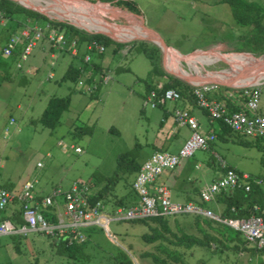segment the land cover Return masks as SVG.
I'll list each match as a JSON object with an SVG mask.
<instances>
[{
    "label": "rangeland",
    "instance_id": "rangeland-1",
    "mask_svg": "<svg viewBox=\"0 0 264 264\" xmlns=\"http://www.w3.org/2000/svg\"><path fill=\"white\" fill-rule=\"evenodd\" d=\"M23 1L29 7L41 4L49 8L47 3L50 5L55 3L53 0ZM88 1L96 4L97 0ZM124 1L130 2L138 15L129 12L123 5H116V1L103 5H110L112 8L122 10L133 19V22L126 21L125 18L115 14L102 13L78 19L79 23L84 24L87 28L73 23L91 30L92 34H94L93 30L105 33L107 27V29L110 28L128 37L141 34L142 20L147 29L154 31L166 45L181 54H187L193 49H213L203 52L227 55L240 54L236 51L240 46L235 38L238 39V36L245 34L247 28L235 24L229 6L221 0ZM82 4L90 5L88 2ZM38 10H43L53 21L66 22L73 26L71 21L60 16L56 11ZM1 22L3 23L5 20L2 19ZM36 25L43 28L47 26L44 22H39ZM80 30L87 32L84 29ZM141 41L153 44L146 40L115 42L129 45L132 42ZM4 44L5 39L0 40V49ZM24 46L23 42L18 46L19 54ZM156 47L159 49L160 69L164 73L178 78L175 76L173 65L168 56L158 46ZM129 49V46H125L119 52L121 55L114 58L111 57L109 50L104 54L101 61L103 71L99 74L107 73L111 80L99 87L93 99L87 94L78 92V88L72 82L62 80L68 65L76 64L77 60H73L69 53L62 50L55 48L53 50L50 43L44 39L37 41L25 61L19 60V54L17 57L10 58L6 56L4 58L0 54V65L5 64L7 69L3 76L0 74L1 187L19 191L26 181L35 180L37 182L36 194L45 197L57 189L61 192L67 191L75 182L84 183L92 193L111 180V183L115 182L114 193L116 196L119 197L125 193L123 184L126 183L125 179L123 180L121 166L126 159L136 156L135 153L138 156L137 161L143 163L147 159L146 156L155 151V138L160 134L164 125L160 120L166 109L169 110L172 106V102L171 104L167 102L165 106L159 107L158 105L155 108H151L149 104L145 105L149 94H146L145 82L152 75L151 62L138 49H132L126 54ZM52 52L54 56L51 57ZM193 55L199 57L196 58V67L190 66L184 60H180L177 64L179 72L187 77L192 76V70L195 72L193 74L195 78L198 76L201 78L218 77L220 73L225 74L230 71L240 77L249 74L248 70L233 68L232 62L234 61L231 57L200 52ZM238 56L244 59L239 57L236 59L252 61L248 59L252 57L251 55ZM262 57L264 55L256 57V59ZM18 62L21 64V69L16 67ZM49 74H52V77ZM155 81L157 78L154 77L153 83ZM182 81L190 85V81L185 79ZM232 83L237 86L239 81L233 79ZM257 85L261 94L259 104L264 107V81ZM257 85L255 86L257 87ZM241 88L240 86L231 88L220 85L216 90L220 97L221 95L225 97L230 95L240 99L241 102L239 96ZM52 96L69 97L70 103L68 109L61 115L60 123L55 129H43L36 121L48 99ZM198 110L194 115L197 116L200 123H205V116ZM10 119L14 120L11 125L9 124ZM75 126L80 128L81 132L78 135L69 134L72 132V127ZM184 131L182 129L178 136L180 137ZM71 145L72 148L69 147ZM77 148L79 151L76 152ZM216 151L219 157L236 169L237 173L263 180L262 187L264 188V167L260 163L262 152L259 149L241 145L236 141L228 144L219 141ZM208 157V152L199 150L192 158L186 160L190 162L205 160L204 163H206L210 158ZM38 163L40 166H37ZM215 166H217L215 172L207 173V180L202 182L207 183L204 185L210 184L211 177L215 175L220 177L223 173L217 163ZM133 176L127 177L126 180L132 181ZM55 200L57 207H52L54 211L52 214L57 218L58 215L64 213L65 205L61 198ZM107 200V210L109 211L113 199L108 196ZM210 206L215 212L221 209L219 206V209L213 205ZM190 218L191 216L170 217L171 230L176 231L173 221L183 222ZM147 224L154 225L151 221H148ZM22 225L23 222L16 224V227L20 228ZM185 232L195 236L200 235L189 227ZM83 233L85 241H87L82 247L81 253L71 259L59 255L57 247L53 245L55 239L43 233L29 232L1 236L0 264H116L114 256L119 258L124 256L130 259L132 264H148L150 260L139 258L138 254L146 251L154 252V248L145 244L141 238L142 234L148 233V227L143 222H110L108 233L98 227L86 229ZM243 241V237L239 234L238 240L228 245L232 247L236 244L240 248L243 245L244 248H247ZM180 250L184 251L187 264H264V252L240 249L238 252H234L226 250L216 243L209 247L194 246L190 249Z\"/></svg>",
    "mask_w": 264,
    "mask_h": 264
},
{
    "label": "built area",
    "instance_id": "built-area-1",
    "mask_svg": "<svg viewBox=\"0 0 264 264\" xmlns=\"http://www.w3.org/2000/svg\"><path fill=\"white\" fill-rule=\"evenodd\" d=\"M3 19L0 13V21ZM46 39L51 48L64 50L66 39L59 27L47 26H25L18 35L12 36L3 48L4 56H11L17 45L24 42L25 47L20 53V60L25 61L30 55L36 42ZM70 54L77 55V48L74 41L69 45ZM87 51L95 50L99 53L104 51L103 46L91 42L87 45ZM88 55L83 57L85 63L89 62ZM87 82L79 79L77 86L92 93L103 84L111 80L107 73L92 76L88 73ZM193 87V100L195 106L202 110L210 122L220 121L231 131L239 133L251 139H264V115L258 113L260 102L259 87H242L239 96L242 99L241 110H230L224 101L208 98V94L215 91L219 85L216 83L201 82L189 83ZM231 98V96H228ZM181 100L180 93L174 89H166L160 95L154 91L149 92L145 105L151 108L166 102L178 103ZM174 122L178 127H186L190 130V137L176 154L165 151H154L149 158L141 165L132 182V189L137 195V203L128 207H118L112 212L101 202L93 205L87 200L88 188L82 182L73 183L70 188L61 192L57 189L51 195L41 198L36 195L37 182L26 181L19 192H13L0 187V210L14 201H18L22 207L23 225L20 228L14 226L9 220L0 222V237L26 234L29 232L43 233L55 240L61 237L72 242L82 243L85 241L84 230L100 228L108 233L110 222H136L157 217L193 216L211 220L238 232L249 246L257 250L264 249V214L256 215L259 207L253 206L252 215L246 218H226L219 212L213 211L207 206L194 202H176L170 199L167 189L156 184L157 179L166 171H173L183 160L190 159L196 151H207L216 140L214 132L202 133L199 131V123L186 109L175 108L172 113ZM14 120L10 119L9 124ZM72 148V146H70ZM79 151V149H75ZM214 154V152H213ZM223 175L212 183L205 185L198 192L199 201L203 204L215 203L217 195L221 191H231L242 188L249 191L250 182L260 184L259 180L253 179L244 174H238L228 169L226 162L217 154L214 156ZM37 166H40L38 163ZM61 197L65 205L62 215H58L55 222L50 221L41 210L57 207L53 200ZM52 213V211H50ZM55 217V216H54Z\"/></svg>",
    "mask_w": 264,
    "mask_h": 264
},
{
    "label": "trees",
    "instance_id": "trees-1",
    "mask_svg": "<svg viewBox=\"0 0 264 264\" xmlns=\"http://www.w3.org/2000/svg\"><path fill=\"white\" fill-rule=\"evenodd\" d=\"M98 1L103 3H112L116 1V5H123L129 12L138 15V12L134 9L130 2L124 0ZM221 2L229 6L235 24L239 27L247 28L245 34L238 36V39L235 38L240 46L239 49H236V51L241 52V54H231H247L251 55L255 59L256 57L264 55V0H221ZM0 13L5 20V27L2 29V31L7 34L6 36L13 35L14 33L18 32L21 27L27 25L33 26L39 24V22H44L49 26H53L54 28L59 27V29L63 32V35L67 42L66 48L62 50L63 52L70 54L68 45L72 41L75 42L77 55L72 56L71 58L73 60L76 59L77 63H70L68 65L63 74L62 80H68L76 85L77 81L85 77L86 73L90 70L92 72V76L99 74L103 71L101 61L104 54H106L108 50L110 51L111 57L114 58L118 55H121L119 54V52L125 46H129L130 49L126 54H128L132 49H138L143 52L151 62L152 75L151 78H149V80L145 82L146 94L154 91L157 95H160L166 89H174L180 93L181 100L187 98L188 100L192 101L193 99V87L178 78L164 73L160 69V64L158 62L159 49L153 44L143 41L132 42L129 45L117 43L105 35L87 33L66 22H58L48 19L46 16L36 11L26 9L12 0H0ZM91 42L103 46L104 51L101 53L95 50L86 51L87 45ZM17 54H19L18 50L14 51L11 57H17ZM85 54H88L90 58L89 62L87 63L83 61V57L85 56ZM154 77L157 78V81H155V83H153ZM161 78L165 80L162 81ZM99 87L96 91L89 94L91 95V98H95ZM217 92L218 91L215 90L209 93L208 98H211V96H213V98L216 100H220L222 98L226 99L225 104L230 110H241L240 107L231 103L229 97H225L222 95L220 97ZM69 103V97H50L36 122H38L40 127H42L43 129H55L60 123L61 115L68 109ZM162 105L163 104H159V107ZM216 123L218 124V129L216 133H214L216 139H221L225 136L232 135L235 137L234 141H236L237 143L241 145L243 144L247 147H256L262 152L260 163L264 167V139L247 138L243 135H240L239 133L231 131L220 121H217ZM79 129L80 128H78L77 126L72 127V132H70L69 134L78 135V133L81 132ZM135 154L136 156L134 155L133 157L131 156L130 158L126 159L123 166H121V173L124 175L123 180L125 179L124 182L126 183L123 184L125 193L119 197L116 196V194L114 193L115 182L113 181L111 183L110 180L108 181V184L105 183V186L92 191V193L90 192L91 190L89 188L87 192V200L90 205H93L96 202H101V204H104L107 207L108 196H111V199H113V203L110 206L111 209H109L110 212L118 207H128L137 203L138 198L136 193L132 189V182L142 163H139L137 161L138 156L137 153ZM141 159L143 160L144 158ZM121 162L123 163L122 159ZM228 169L232 168L228 166ZM222 172L224 173V170H222ZM132 175H134L132 181L126 180L127 177H130ZM190 192H192L193 197L187 198L186 202L192 201L194 203L202 204L203 206H207L210 208L211 203L203 204L199 201L198 188L191 186ZM53 204L57 205L56 200H53ZM218 206L221 207V209H219ZM253 206L259 207L258 212L255 213L256 215L264 214V188L259 184H254L252 181L250 182L249 191H244V189L242 188H236L231 191H221L215 199V207H218L219 209L217 210V212L219 211L221 216L226 218L249 217L254 213L252 212ZM50 211H53V208H51V206L50 208H48V210H41V212L46 217H50V221L55 222L56 218ZM21 214L22 207L20 203L18 201H14L7 205L4 209L0 210V222L3 220H9L14 226H16V224H22L23 220ZM169 218L170 217H157L139 221L143 222L148 227V233H144L141 236L143 242L147 245H151L154 248V252H141L138 256L139 258L149 259L150 262L148 264H187L185 261L184 251L180 249H190L194 246L209 247L213 243L218 244V246H222L226 250L228 249L234 252H238L239 249L242 251L247 250L250 252H264V249L257 250L256 248L246 244L245 241L243 242L246 244L247 248H244L243 245L240 248L236 244H234L232 247H229L228 244L238 240L239 233L211 220L191 216L189 220L183 222L173 221L176 231H172L169 225ZM148 221H151L154 225H148ZM188 227L195 230L200 235L195 236L194 234L185 232ZM86 241L82 243L72 242L71 244H68V240L61 237L60 240L53 241V245L57 247L56 250L59 255L66 256L67 258L71 259L76 258V256L81 253V249L82 247H84ZM123 257L124 256H121L119 258L118 256H114L115 263L132 264L130 259Z\"/></svg>",
    "mask_w": 264,
    "mask_h": 264
},
{
    "label": "crops",
    "instance_id": "crops-1",
    "mask_svg": "<svg viewBox=\"0 0 264 264\" xmlns=\"http://www.w3.org/2000/svg\"><path fill=\"white\" fill-rule=\"evenodd\" d=\"M4 27H5V22H3V23L1 22L0 23V40H4L5 39V44L0 49V54H2V56H4L2 51H3V48L5 47L6 43L8 42V40L12 36L18 35L20 33L21 29L23 28V27H21V29H19L18 32L14 33L11 36L10 35L6 36L7 34H5L2 31V29ZM41 28H43V27H41ZM42 39H44V38H42ZM42 39H40V40H42ZM44 40H46V39H44ZM36 44H37V42H36ZM19 45H17V48L14 51L18 50V48H19L18 46ZM24 47L22 48V50L24 49ZM212 50L213 49H202V50L193 49L190 52H188L187 54L194 53L196 51L203 52V51H212ZM220 54H222V53H220ZM85 55H88V54H85ZM50 56L51 57L54 56V53L52 52L50 54ZM70 56L72 57L71 54H70ZM6 57L4 56V58H6ZM9 57H11V56H9ZM19 60H20V54H19ZM16 67L18 69H21V64L18 62ZM5 70H7L5 64H1L0 65V74L2 76H3V73H5ZM88 73L92 74L91 70L86 73V76H87ZM49 75L52 77V74H49ZM98 75L99 74H96V76H98ZM86 76L82 78V80H84L85 82L88 81ZM76 87L78 88V92H80V93L82 92L84 94H87L89 97L91 96V95H89V93L81 90L77 85H76ZM260 97H261V94H260ZM93 98H91V99H93ZM211 98H213V96H211ZM220 100L225 102L226 99L222 98ZM230 100H231V103L233 105H237L240 108L242 107V100L240 102V99H238L236 97H231ZM166 103H164L163 106H165ZM169 104H171V102ZM175 108L186 109L193 117H195L197 119V116L194 115V113L198 110V108L195 106V104L193 102V99H192V101H190L187 98H184V99L180 100V102H178V103H172V106H170V109L169 110L166 109V111L164 112V114H163V116H162V118L160 120L161 124L162 125L164 124V125L162 126V128H161V130L159 132L160 134H158L156 136V138H155V144H154L155 145V147H154L155 151H159L160 150V151H165V152H168V153L176 154L179 151V149L183 146V144L186 142V140L190 137V130L188 128H186V127H178L176 125V123L174 122V119L172 117V113H173V110ZM198 111L202 115H204L205 118H206L205 123H200L197 120L198 123H199V131L202 132V133H208V132L216 133V131L218 129V124L216 122H210L208 120L206 114L202 110L199 109ZM258 113L261 114V115H264V107L262 105H260V104H259ZM182 129H184L185 131L182 132L181 133L182 135L179 137L178 135H179V133L181 132ZM234 140H235V137L232 136V135L225 136L224 138H221V139H216L215 142L210 144L209 149L206 151V152L209 153V157H210V158L208 157L209 160H207L206 163H204L205 160H196V162H190L189 160H183L181 162V164L176 169H174L173 171H170V172L168 171V172H165L164 174H162L157 179L156 184L159 185V186H162V187H164L165 189L168 190L169 195H170V199L172 201L186 202L187 198L193 197L192 196V192H190L191 191V186L198 188V192H199V190L203 187V185L207 184V183H202V182L207 180V178H208L207 177L208 176L207 173L215 172V169L217 167V166H215V164L216 163L218 164V162H217V160H216V158L214 156H215V154L218 155V153L216 151L217 146H218V142L219 141H223V142H225V144H228V143H233ZM213 152H214V154H213ZM152 153L153 152H151L148 156H146L147 159L149 158V156ZM226 164L230 168H232L233 170H236L234 167H232L228 163H226ZM218 168H219V164H218ZM199 170H201V171H199ZM222 175H223V173L220 175V177ZM220 177L215 175V176L211 177L210 180H211V182H213V181L217 180ZM253 179H256V180L260 181V179H257V178H253ZM260 182L261 183L259 185L262 186L263 180L260 181ZM1 188H4V187H1ZM6 190L13 191V192H19L21 189L19 191L14 190L13 188L12 189H6ZM36 195L40 196L41 198H43V196H41V195H38V194H36ZM211 205L215 206V203H211ZM210 208H211V206H210ZM45 209L48 210V208H45Z\"/></svg>",
    "mask_w": 264,
    "mask_h": 264
},
{
    "label": "bare ground",
    "instance_id": "bare-ground-1",
    "mask_svg": "<svg viewBox=\"0 0 264 264\" xmlns=\"http://www.w3.org/2000/svg\"><path fill=\"white\" fill-rule=\"evenodd\" d=\"M18 1H20L22 4H24L23 0H18ZM53 1L55 3L54 4L51 3L52 5H50V3L46 4L49 6V8H47L46 6L41 5V4H35V7L37 8V10L38 9H46V10H48V12L56 11L59 13L60 16H64L65 18H67L72 23L74 22V23H77V24L82 25V26H85V25L79 23L78 19L83 18V17L89 18L90 15H97V14H102V13H111L112 15L115 14V15H118L120 17L125 18L126 21L129 20L130 22H133V19L130 18L129 16H127L122 10H117L115 8H112L110 5H103V4L97 3L94 5L90 4V5L86 6V5L82 4L83 2H81L79 0H53ZM62 5H64L65 7L62 8L61 7ZM25 6H27V5H25ZM27 7H29V6H27ZM35 7H30V8L36 9ZM68 7H73V8H68ZM41 11H43V10H41ZM74 25H76V24H74ZM77 27H79V26H77ZM103 27H105V26H103ZM79 28L88 30V29H86L87 27L86 28L79 27ZM88 31H91V30H88ZM92 32H101V31H98V30L94 31L93 30ZM101 33H104V32H101ZM104 34L108 35L111 39L118 41V42H120V41L121 42H129L133 39H145V40L157 41L156 37L151 32H149L143 28H142L141 34L131 35L128 37L123 35V34L118 33L117 31H114L110 28L107 29V27L105 29ZM162 49H163V52L168 56L169 60L171 61L173 68H174V71H175V75H177L178 77L183 78L185 80H188L193 84H197V83H201V82H209L210 83V81H214L215 83L217 82V83L223 84L227 87L236 88L239 86L240 87H252V86H255V85L259 84L260 82L264 81V57L259 58V59H255L253 57H250L248 59H250L252 61H247V60L236 59V57H234V56H237L241 59H244V58H242L236 54H228L227 55V54H220V53H213V52H200V53H206V54L207 53L219 54L222 56L231 57L232 60L234 61V62H232L233 68H235V69L241 68V69L248 70L249 74L245 77H240V76H237L236 74H234V72L230 71V72L225 73V74L220 73L218 75V77H211L210 76L209 78H201V76H198V77L196 76L197 78H195V77H193L194 76L193 74H195V72L193 70H192V72H193L192 76L187 77V76L183 75L182 72H179L180 69L178 70L177 64L179 63L180 60H184L190 66H195L196 58H199V57L194 56L193 54L199 53V52H195V53L191 54V56H189V57H181L176 52H174L170 49H166L163 46H162ZM233 79H237L239 81V84H237V86L232 83Z\"/></svg>",
    "mask_w": 264,
    "mask_h": 264
},
{
    "label": "water",
    "instance_id": "water-1",
    "mask_svg": "<svg viewBox=\"0 0 264 264\" xmlns=\"http://www.w3.org/2000/svg\"><path fill=\"white\" fill-rule=\"evenodd\" d=\"M13 1H16V2H18L20 5H22L23 7H25V8H27V9H30V10H32V11H36V12H38V13H40V14H42V15H44V16H46V17H48L43 11H41V10H37V9H33V8H30V7H27V6H25L24 4H22L20 1H18V0H13ZM79 1H81V2H88L89 4H92V5H94L93 3H90L88 0H79ZM97 3H100V4H104L103 2H100V1H96V4ZM109 4V3H108ZM62 8L63 7H65L64 5H62L61 6ZM68 8H73V7H68ZM49 19H50V17H48ZM141 24H142V27H143V29H145V30H147V31H149V32H151L155 37H156V39H157V41H151V40H146V41H149V42H151V43H153V44H155L156 46H158L162 51H163V49H162V46L163 47H165L166 49H170V50H172V51H174V52H176L178 55H180L181 57H189V56H191V54L192 53H189V54H181L180 52H178L177 50H175L174 48H172V47H170V46H168V45H166L163 41H162V39L154 32V31H152V30H149V29H147L144 25H143V21L141 20ZM73 26H75V27H77L76 25H74L73 24ZM77 28H79V27H77ZM79 29H81V28H79ZM85 30V29H84ZM87 32H90V31H88V30H86ZM91 33V32H90ZM95 34H102V35H105V36H107V37H109L108 35H106V34H104V33H101V32H94ZM110 38V37H109ZM113 40V39H112ZM133 40H145V39H133ZM133 40H131V41H133ZM115 41V40H114ZM121 42V41H120ZM241 54V53H240ZM175 76H177V75H175ZM178 77V76H177ZM179 79H182V78H180V77H178ZM183 80V79H182ZM210 83H215L214 81H210ZM216 84H218V85H221V86H225V85H223V84H219V83H217L216 82ZM227 87V86H226Z\"/></svg>",
    "mask_w": 264,
    "mask_h": 264
},
{
    "label": "clouds",
    "instance_id": "clouds-1",
    "mask_svg": "<svg viewBox=\"0 0 264 264\" xmlns=\"http://www.w3.org/2000/svg\"><path fill=\"white\" fill-rule=\"evenodd\" d=\"M168 218V217H167Z\"/></svg>",
    "mask_w": 264,
    "mask_h": 264
}]
</instances>
